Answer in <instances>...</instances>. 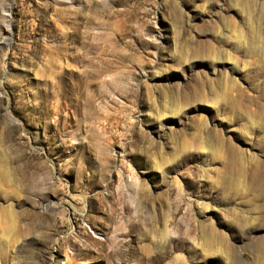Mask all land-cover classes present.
Segmentation results:
<instances>
[{
  "label": "rangeland",
  "instance_id": "1",
  "mask_svg": "<svg viewBox=\"0 0 264 264\" xmlns=\"http://www.w3.org/2000/svg\"><path fill=\"white\" fill-rule=\"evenodd\" d=\"M0 264H264V0H0Z\"/></svg>",
  "mask_w": 264,
  "mask_h": 264
},
{
  "label": "bare ground",
  "instance_id": "2",
  "mask_svg": "<svg viewBox=\"0 0 264 264\" xmlns=\"http://www.w3.org/2000/svg\"><path fill=\"white\" fill-rule=\"evenodd\" d=\"M82 60V62H87L89 65H93L94 64V61H93V59L92 58H82L81 59ZM104 71H102V72H97V73H95L94 75H91L89 78H91V80L92 81H95V79H98L101 75H102V73H103ZM106 72V71H105ZM137 185V181L135 180V181H131L130 182V184H129V187L131 188H133L134 186H136Z\"/></svg>",
  "mask_w": 264,
  "mask_h": 264
}]
</instances>
